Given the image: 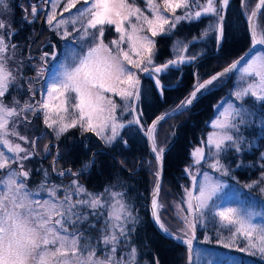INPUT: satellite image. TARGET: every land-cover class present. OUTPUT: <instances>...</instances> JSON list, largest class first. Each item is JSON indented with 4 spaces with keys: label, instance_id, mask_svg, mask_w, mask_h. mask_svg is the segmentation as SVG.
I'll list each match as a JSON object with an SVG mask.
<instances>
[{
    "label": "snow or ice",
    "instance_id": "snow-or-ice-1",
    "mask_svg": "<svg viewBox=\"0 0 264 264\" xmlns=\"http://www.w3.org/2000/svg\"><path fill=\"white\" fill-rule=\"evenodd\" d=\"M48 4L51 10L45 15L49 29L64 40H68L73 32L78 33L82 51L71 50V61L61 65L62 71L47 83L40 93L41 98L34 102L21 104L15 98L10 103L5 102L11 94L10 89L22 78V71L20 66H11L15 63L18 47L12 41L17 29L8 20L0 18V145L3 146L0 150V264H138L137 248L130 244L131 232L135 230L130 225H135L138 217L133 216L124 193L114 191L112 186L99 193L90 192L80 183V176L94 165V160L78 171L68 168L57 172L58 176L72 177L68 185L48 187L45 183L48 172L44 171L45 182H42L41 189L48 192L50 199L41 202L32 198L27 186L31 170L25 168V161L36 154V140L30 141L27 135L17 130L20 123H31L28 113L33 116L42 114L43 123L57 139L71 129L79 128L82 133H94L107 145L120 138V129L139 126L151 141L157 162L151 200L153 221L165 235L183 240L188 245V261L191 264L192 240L185 237L194 233L197 223L206 219L209 201L221 188L220 183L207 172L203 173L204 179L197 182L196 175L200 173L197 170L194 175L191 169L204 163L223 175L229 174V169L221 162V154L227 148L236 152L241 150L243 137L239 135L240 125L248 123L247 117L251 115L250 108L245 105L251 106L253 101L264 105V53L245 61L246 53L223 72L203 82L197 79L193 90L179 105L178 110L186 109L198 94L209 90L214 81L237 70L241 61H245L244 66L239 68L241 84L232 94L239 106L236 103H228L227 107L218 106L223 110L212 121L214 131L190 153L192 163L185 171L192 176L193 188L198 194L193 195L191 190L185 189L186 199L182 202L187 204V209L181 211L187 212V215L180 217L183 227L178 230L184 236H178L161 221L159 215L162 206L158 202V194L165 150L157 147L154 133L157 124L165 117H157L145 128L140 119L143 113L133 115L126 125L117 112L118 109L130 114L137 112L133 102L140 99V78L132 69L159 73L170 65L196 59L195 55L183 54L188 52L186 43L177 42L173 46L176 58L157 66L154 38L168 36L181 21L215 17L216 23L210 24L200 37H193V40L202 39L215 31L219 44L223 39V11L229 6V0H144V7L139 6L137 0H42L40 5L31 4L24 9V19L32 23L39 18L43 5ZM249 7L248 0H241L253 45H264V26L258 22L259 16L264 14V0H256L251 11H248ZM58 8L61 9L59 12ZM73 9L75 14L64 18V13L71 14ZM9 11L8 0H0V14ZM69 24L72 25L71 31ZM77 24L80 27H76ZM106 27L114 28L119 34L118 39L105 43ZM48 55L44 52L41 60ZM149 66H152L151 69ZM40 75L42 72L38 73ZM155 84L162 95L160 80L156 79ZM28 92L32 98L36 96L31 83ZM113 96L120 97L124 102L123 108ZM48 150L45 146V153ZM55 164L54 159V172ZM259 183H264V179L247 187L252 188ZM260 191L264 192V188ZM258 216H264V213L233 207L218 208L212 213L210 222L218 223L229 231L225 247L237 246L239 251L259 254L264 258V223L253 222ZM101 220L102 225L97 228V222ZM93 231L98 233L95 238L91 236ZM94 240L96 247L93 246ZM241 241L242 246L239 245ZM98 250L103 252L102 257L97 255ZM151 264H159L158 258Z\"/></svg>",
    "mask_w": 264,
    "mask_h": 264
},
{
    "label": "rangeland",
    "instance_id": "rangeland-1",
    "mask_svg": "<svg viewBox=\"0 0 264 264\" xmlns=\"http://www.w3.org/2000/svg\"><path fill=\"white\" fill-rule=\"evenodd\" d=\"M8 3L10 5V11L5 14H0V18L8 20L12 23L13 27L17 29L14 36L12 37V41L16 43L18 47L16 56L14 57L15 63L11 66L13 68L17 66L21 67L22 78L18 80L17 85H14L13 88L10 89L11 94L6 97L5 102L10 103L13 98L19 100L21 104H23L25 101L34 102V100H39L41 98L40 93L45 90L47 83H50L52 79L54 77H57L58 73L62 71L61 65L71 61V50L75 49L76 52L82 51L79 46V34L73 32L72 35L68 37V40H64L61 38L60 35H57L56 32L51 31L49 29V26L46 23L45 14L46 12L51 10L50 4L43 5V10L38 13L39 18L33 21L32 23H28L27 20L24 19V17L26 16L24 9L29 8L31 4L40 5L42 3V0H8ZM137 3L139 6L144 7V0H137ZM255 3L256 0H248V4L250 5L248 11H251V9L254 8ZM77 7H80V5H77ZM60 10L61 9L58 8L57 12H59ZM243 11L245 12L244 9ZM224 13L225 12L223 11V15ZM74 14L75 9L72 10L71 14L64 13V18L68 19L70 18V15ZM177 14H180V10H177ZM28 19L30 20L31 17L28 16ZM203 20H207L206 24L208 28L210 24L214 25L216 23L215 17H203L201 20L197 21L185 20L181 21L172 31L177 30L180 34L186 37V32L188 31L187 28H190L193 25L202 26ZM258 22L261 26H264V14L259 16ZM76 27H80V25L77 24ZM68 28L69 31H71L72 25L69 24ZM111 29L112 27L105 28V43H109L110 41L118 39L119 37V34L115 32L114 28L113 35L110 36V34H112V32H109ZM186 38L188 39V37ZM154 39L156 40L157 55L162 50V47L158 46V42H161V39L162 41L164 40L163 42H166V46L164 47V49L166 50L167 48L169 51L165 56L167 59L163 60V62L157 60V58H154L155 65L157 66L166 63L170 59H175L176 54L173 51V46L177 45V42L182 43L186 41L185 38H183L184 41H179L178 39L170 40L171 36H169L167 39H165L163 36H157ZM124 47H127V45H124ZM44 52H49V55L44 60H41V56ZM261 53H264V48L263 50L255 54V56H258ZM183 54L186 55V53ZM35 55L38 58H34ZM231 63L229 62L223 65V67L225 68ZM187 64H189V60H187L185 63L177 64L175 66L170 65L167 69H164L159 73L140 72L137 69L132 70L136 72L140 78L141 89L144 78L151 77L156 80L159 79L163 74H166L167 71H169L170 69H178ZM129 67H131V65H129ZM151 67L152 66H149L150 69ZM41 72L42 75L38 76V73ZM240 75V71L232 75L234 76L232 78V80H234V82L232 83L233 86L228 87V89L223 92L226 95H223L222 99L215 104L214 109L217 110V113L216 116L213 118V121L217 119L219 113L223 110L222 107L218 106L223 105V107H227L228 103H236L237 106H239V102L235 100V97L232 94L236 90L238 85L241 84ZM205 79L207 78L200 79L199 81L202 82ZM229 80H231V78ZM30 83L36 91V96L34 98H32L31 93L28 92V87ZM217 85H219L218 82L214 84V87ZM193 87L194 85L191 87L192 90ZM113 99H115L117 104L121 105V108H123L124 102L120 100L119 96H113ZM53 103H55V101H53ZM139 103V101L133 102V106L137 109V112L134 114H130L128 111L121 112V110L118 109L117 114L122 120V122H124L126 125L127 119L131 120L133 118V115L142 113L139 108ZM27 115L31 123H20L17 126V130L21 134L27 135L30 141L33 139L36 140V154L30 160L25 161V168L31 170V175L27 181V186L30 192L32 193V198L40 200L41 202L50 199L48 192L41 189L42 182H45L44 171L48 172V177L45 182L48 187L52 185L70 184L72 179L71 176L65 175L61 177L57 175V172H59L60 170H66L68 168H71V165L73 164V160L75 158L73 159V156L69 157L70 147L82 144L84 141L87 144V149L92 148L91 145L96 147L109 148L119 142H122V145L125 148H128L129 146L127 145V143H124L125 140L124 138H122L121 135L120 138L113 142V144L107 145L94 133H82L79 128L71 129L69 132L65 133L63 136L57 139L52 133V130L47 128L45 124H42V114H37L36 116H33L31 113H28ZM140 119L145 128L149 126V121L145 119L143 115L140 117ZM179 122L180 121L178 119L174 118L159 125V127L155 130L154 133L158 148H164V150L167 149L174 137L173 128ZM137 127L140 129L139 126ZM123 129H120V134ZM212 131H214V129L212 128L211 121L208 124L206 134L203 136L200 142L202 140H206L208 134ZM141 132L145 135V132L143 130H141ZM52 142L58 143L59 147L56 148V146L52 144V147H50L48 152L45 153V146L49 147ZM200 144L198 146H200ZM0 150H3L2 145H0ZM205 150L207 152L206 146ZM7 154L11 155L10 153ZM91 154L92 150L89 152L88 159L86 160L85 164H88L90 162L89 156H91ZM149 155L150 156L147 159L132 158L131 160H129L127 162L128 168L124 166L127 169V172H124L122 169L118 168L114 170V178L113 176H108V179H106L101 188H99V181L89 180L87 176L88 174H86V172L84 175L80 176V183L85 185V187L90 192L99 193L102 192L105 188L112 186L114 191L124 193V199L132 210L133 216L138 217V222L135 225H130V227H134L135 229L131 232L130 244L137 248L138 264H151V262L157 258L159 260V264H186L188 250H186L182 246H175L169 249L168 253L171 254L172 263H168L163 258V252L161 256L158 254V252H154L151 244H149V242L147 241L148 233L146 231V228L150 222V220L148 219V208L150 202L149 196L151 194L153 186L156 183V177L154 173L157 170V162L154 156L151 154V152ZM59 156L60 158L58 159ZM54 159L56 160L55 172L52 170ZM93 160L94 159H91V161ZM124 160L126 161L125 158ZM191 163L192 157L190 158L188 165L183 167V170L179 174V177L172 179H164L162 185L163 189L159 197V204L162 206L159 209L161 221H163L165 225L170 230H172L173 233H178L183 236L184 233L178 230L183 227L180 217L183 215H187V212L181 211V209H187V204L182 202L186 199L185 189H189L192 191L193 188L192 176L185 171V169L188 168ZM13 167H15V165H13ZM81 168L82 167L77 169H71L73 171H78ZM89 170L90 168L87 169V171ZM197 170L200 173L199 175H196L197 182L202 181L204 179L203 173L207 172L208 175L214 181L220 183L221 188L216 193V195L213 196L212 200L209 201V209L206 210V219L201 223H197L196 228L194 230L196 239L194 249L195 253L193 259L194 264H241L243 251L235 249L237 248V246H224V244L228 242V237L230 235L229 231L225 229V234L222 237L218 238L214 236L215 233L212 232V235L214 237H210V234L206 231V228L204 227L207 224H215L217 226L215 228H221L218 223L210 222V217L212 213H214L218 208L233 207L264 213V197L260 194L257 195L244 184L238 182H229L227 179H225V175L211 168H208L207 165L204 163L198 166H193V168L191 169L194 175L196 174ZM0 190H2V186H0ZM146 190L149 191L147 192ZM196 194H198L197 189L194 190V195ZM60 195H62V192L60 193ZM244 195H247V202H245L244 200ZM189 219H191V216H189ZM216 219L218 220V218ZM253 222L264 223V216L256 217ZM101 225L102 220L97 222V228H100ZM215 228L214 230H216ZM202 230L205 231L206 237L202 236V238H200V233ZM91 236L95 238L98 236V233L93 231L91 233ZM187 237L193 238V234L189 233ZM242 244L240 243L239 245L242 246ZM93 246L96 247L95 240L93 241ZM245 254H247V257H250V259L251 257L257 259L258 261L255 264H264V258H261L259 254L251 255L249 254V252H245ZM97 255L102 257L103 252L101 250H98Z\"/></svg>",
    "mask_w": 264,
    "mask_h": 264
},
{
    "label": "trees",
    "instance_id": "trees-1",
    "mask_svg": "<svg viewBox=\"0 0 264 264\" xmlns=\"http://www.w3.org/2000/svg\"><path fill=\"white\" fill-rule=\"evenodd\" d=\"M224 12L223 39L219 44L217 43V33L215 31L209 32L202 39L193 40V37H200L203 31L208 28L207 20H203L202 26L193 25L190 28L188 27L186 32L188 39L177 30L172 31L168 36H163L165 39L171 36L170 40L178 39L179 41L185 38L186 41L183 40L184 42H182L188 45V52L185 56L195 55L196 59L189 60V64L181 68L170 69L159 78L163 88L162 95L161 89L155 84V79L151 77L143 79L139 108L143 113V117L149 123L159 114L179 106L181 101L192 91L191 87L195 85L197 79L208 78L211 74L224 68L223 65L241 57L243 53L251 48L252 43L244 16L245 12L241 8V0H229V6ZM109 32H112L110 34L112 36L113 28ZM163 41L161 39V42H158V46L162 47V50L155 57L161 62L167 59L165 56L169 52L167 48L164 49L166 42ZM233 77H231V80L226 77L222 78L218 81L219 85L215 87L213 85L211 91L203 95L191 109L175 117L180 122L173 128V140L164 151V179L179 177L183 167L188 165L191 151L201 143L200 140L206 134L208 124L216 116L215 104L222 99L223 95H226L223 92L228 87L233 86ZM245 106L250 108L251 115L247 117L248 123L240 125L239 135L243 137L241 150L236 152L232 148H227L221 154V161L229 169V174L225 175V179L229 182H238L247 186L264 179V167H262L264 165V156H262L264 154V105L253 101L251 106L247 104ZM128 120L130 119H127L126 122ZM120 135L127 141L128 148H125L122 142H119L109 148L91 145L92 148L87 149L85 141L82 144L70 147L69 157L73 156L72 158H75L71 168L83 167L88 159L89 152L92 150L89 158L90 161L94 159V165L90 167L89 171H86V174H88L89 180H98L99 188H101L108 176H113L114 170L117 168L127 172L125 167L128 168L127 162L132 158L147 159L150 156L147 138L136 125L126 126ZM54 145L57 146L58 143ZM261 188H264V183L256 184L250 190L264 197V192L260 191ZM244 200L247 202V195H244ZM148 219L150 220L149 213ZM215 227H217L215 224H207L204 228H206L210 237H222L226 230ZM146 231L148 233L147 241L151 244L153 251L158 252L160 256L163 252V258L166 262L172 263L171 254L168 253L169 249L180 245L163 238L154 229L151 220ZM212 232L215 233L214 236ZM202 236L206 237L204 230L200 233V238ZM240 243L242 244V241ZM245 252L243 251L241 264H255L258 261L253 257L251 259L247 257Z\"/></svg>",
    "mask_w": 264,
    "mask_h": 264
},
{
    "label": "water",
    "instance_id": "water-1",
    "mask_svg": "<svg viewBox=\"0 0 264 264\" xmlns=\"http://www.w3.org/2000/svg\"><path fill=\"white\" fill-rule=\"evenodd\" d=\"M244 14H245V13H244ZM244 16H245V20H246V22H247V26H248L247 16H246V15H244ZM248 32H249V28H248ZM249 35H250V32H249ZM250 39H251V43H252V46H251V48H250L251 51H249V50H250V49H249L247 52L243 53L242 56H241V57H245V54H246V53L248 54V55L245 57V61L248 60V59H251L252 56H254L255 54H257L258 52H260V51L263 50V48H264V45H261V44L253 45V41H252L251 35H250ZM239 59H240V57L237 58V59H235L234 61H232V63L235 62V61H237V60H239ZM245 61H241V64L238 66V69H237V70H233L232 72L227 73V74L224 75L223 77H220L217 81H214L213 85H214L216 82L222 80V78H225V77H226L227 79H230V78L232 77V75L235 74V73L239 70L240 67H243ZM232 63H231V64H232ZM227 67H228V66H227ZM225 68H226V67H225ZM225 68L221 69V71H218V72H216V73L223 72V70H224ZM216 73H214V74H212V75H215ZM212 75H211V76H212ZM211 76H210V77H211ZM210 77H209V78H210ZM209 78H207V79H209ZM207 79H205V80H207ZM205 80H204V81H205ZM196 82H197V81H196ZM196 82H195V84H196ZM202 82H203V81H202ZM213 85L209 86V90L204 91L202 94H198L197 99L194 100L193 103H192V105H189L186 109L178 110L179 106H177V107H175V108L169 109V110H167L166 112H163V113L159 114V116H157V117L164 116L165 119L161 120V121L157 124L156 129L159 127V125L165 123L166 121H169V120L172 119V118H175V117H177V116H180V114H182V113L188 111L189 109H191V107L194 106V105L200 100V98H201L203 95H205L206 93H208L209 91H211ZM157 117H156V118H157ZM156 118H154L153 120H155ZM153 120L150 122L149 126L152 124ZM146 138H147L148 148H149L151 154H152V155L154 156V158H155V154L152 152V143H151V141L149 140V138H148L147 136H146ZM164 167H165V165H164V158H163L162 169H161V176H160V189H159V194H158V202L160 201V198H159V197H160V194H161V192H162V188H163L162 185H163V181H164ZM155 184H156V183H155ZM154 186H155V185H154ZM154 186H153V189H154ZM153 189H152L151 194H150V197H149V198H150V202H149V208H148V209H149V218H150V220H151V222H152V225H153L154 229L157 230V232H158L163 238H165V239H167V240H170V241H172V242H174V243L176 242L178 245H180V246H182L183 248H185L186 250H188V245L185 244V243L183 242V240H178V239H175V238L172 237V236H167V235H165V234L159 229L158 225L153 221V218H152V209H151V200H152ZM194 190H195V188H192L193 195H194ZM174 234H175V235H178V236H183V235L178 234V233H174ZM192 234H193V238H191V240H192V245H191V248H192V253H191V255H192V260H191V264H194L193 259H194V253H195V250H194V249H195V243H196L195 240H196V239H195V232L192 233ZM187 238H188V237H186L185 239H187ZM186 261H187L186 264H189V261H188V254H187Z\"/></svg>",
    "mask_w": 264,
    "mask_h": 264
},
{
    "label": "flooded vegetation",
    "instance_id": "flooded-vegetation-1",
    "mask_svg": "<svg viewBox=\"0 0 264 264\" xmlns=\"http://www.w3.org/2000/svg\"><path fill=\"white\" fill-rule=\"evenodd\" d=\"M55 51H56V49H55ZM49 53V52H48ZM56 55V54H55ZM55 55H54V57H55ZM57 56V55H56ZM34 58H38L36 55H35V57ZM52 144H56L55 142H52L50 145H49V147H48V149L50 148V147H52ZM56 146V145H55ZM56 148H58V145L56 146ZM60 158V156L58 157V159Z\"/></svg>",
    "mask_w": 264,
    "mask_h": 264
}]
</instances>
